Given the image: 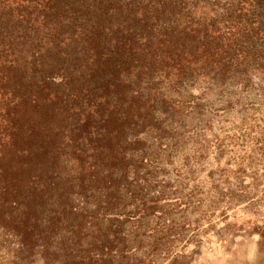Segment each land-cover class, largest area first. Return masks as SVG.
<instances>
[{
	"label": "rangeland",
	"instance_id": "rangeland-1",
	"mask_svg": "<svg viewBox=\"0 0 264 264\" xmlns=\"http://www.w3.org/2000/svg\"><path fill=\"white\" fill-rule=\"evenodd\" d=\"M230 3L0 0V264H264V42Z\"/></svg>",
	"mask_w": 264,
	"mask_h": 264
},
{
	"label": "trees",
	"instance_id": "trees-1",
	"mask_svg": "<svg viewBox=\"0 0 264 264\" xmlns=\"http://www.w3.org/2000/svg\"><path fill=\"white\" fill-rule=\"evenodd\" d=\"M231 6L236 13L237 16V23L240 26L242 24V29L246 32L248 29L254 33L255 35H258L261 39V41L264 42V0H231ZM144 11V9H142ZM175 20H169L166 22H163L160 24L161 27L166 28H172ZM234 22V21H233ZM179 38V37H178ZM178 38H172L168 33L163 40L164 43L162 45V48H168L171 43H176ZM176 48H178V45H175ZM121 49V47H119ZM121 55L124 53V50L121 51ZM112 59H115L114 56H111L109 59L110 67L113 71H117V60L110 61ZM122 63L119 65V73L117 77H120V80L123 82L125 86L133 85L131 82V77L129 74L125 71L130 70L131 73H135L137 71V65L138 61H128L127 59L122 58ZM173 65L176 66L178 64V60L175 59L172 61ZM122 66V67H121ZM180 69V68H177ZM177 69L174 68L175 71ZM116 84V80H111V87Z\"/></svg>",
	"mask_w": 264,
	"mask_h": 264
}]
</instances>
